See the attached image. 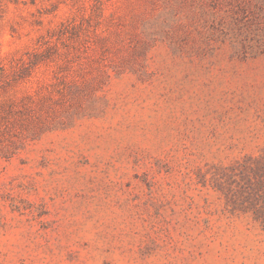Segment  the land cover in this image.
Here are the masks:
<instances>
[{
    "label": "rangeland",
    "instance_id": "rangeland-1",
    "mask_svg": "<svg viewBox=\"0 0 264 264\" xmlns=\"http://www.w3.org/2000/svg\"><path fill=\"white\" fill-rule=\"evenodd\" d=\"M0 264H264V0H0Z\"/></svg>",
    "mask_w": 264,
    "mask_h": 264
}]
</instances>
